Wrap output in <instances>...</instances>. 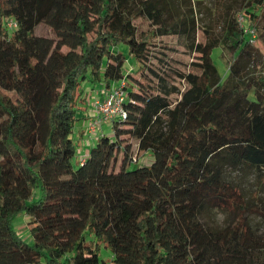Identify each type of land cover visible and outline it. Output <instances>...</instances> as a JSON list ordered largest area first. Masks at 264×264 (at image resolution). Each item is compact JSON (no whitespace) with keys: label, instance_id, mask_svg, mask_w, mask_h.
Returning a JSON list of instances; mask_svg holds the SVG:
<instances>
[{"label":"trees","instance_id":"obj_1","mask_svg":"<svg viewBox=\"0 0 264 264\" xmlns=\"http://www.w3.org/2000/svg\"><path fill=\"white\" fill-rule=\"evenodd\" d=\"M243 3L259 35L264 0ZM236 14L223 11L219 33L202 24L183 58L171 39L198 17L174 0H0V264H106L102 247L111 264H257L264 230L225 177H264V74H251L258 54ZM216 46L233 54L223 80ZM123 77L125 118L75 162L80 104L93 114V91ZM133 141L148 163L129 167ZM213 210L231 218L199 220Z\"/></svg>","mask_w":264,"mask_h":264},{"label":"rangeland","instance_id":"obj_2","mask_svg":"<svg viewBox=\"0 0 264 264\" xmlns=\"http://www.w3.org/2000/svg\"><path fill=\"white\" fill-rule=\"evenodd\" d=\"M174 3L179 7V10L185 14L190 12L196 13L198 17V26L191 28L188 31L185 39H178L176 36L172 37V42L177 46V55L183 58H189L192 55L191 50L188 49V45L194 43L198 38H201L202 33L200 27L202 24L210 23L213 25V29L215 33H219V20L221 19V15L226 8H229L232 11V15L234 16L237 12H241L245 14L247 17L250 16V9L244 6L243 0H174ZM263 22H258V38L252 45L257 52V62L256 64L251 65L252 72L255 76L257 74H264V67L262 66V62L264 61V28L262 27ZM36 34H45L50 35L51 30L48 24L45 22H39L35 29ZM123 48V47H122ZM211 58L213 63L217 68V72L221 79L223 80L226 76L228 65L230 59L233 58V54L230 53L223 46H216L211 51ZM132 60H128L125 63V68L132 71L134 73L135 62H131ZM88 118V116H87ZM85 118V119H87ZM88 121V120H87ZM84 123V125L87 123ZM109 123V122H108ZM87 125V124H86ZM125 126V125H124ZM86 131V127H84ZM107 125H103L102 129L98 128L97 132L104 130L105 132L109 131ZM126 136V135H124ZM72 137L75 141H77L76 136L72 133ZM88 138L91 140L93 137L88 135ZM94 141V140H93ZM77 149V155L74 158V161H78L80 155L84 154V152ZM84 151V150H83ZM129 162L131 165L129 167H135L140 164L148 163L151 160L150 151L146 150H138L136 146V142H132V147L130 150ZM121 157V155H120ZM225 177L227 179L235 180L239 183H242L250 196V206L249 210L246 213L247 218L250 222L252 229L256 233H261L264 230V177H257L253 172L245 171V170H229L225 171ZM231 216H225L224 213L220 211H210L203 213L199 216V220H201L204 224H224L225 221L229 220ZM27 216L19 214L14 220V226L18 234L21 235L24 239H29V235L27 232ZM111 252L106 248H101L100 257L106 261V264H111ZM255 261L257 264H264V247L257 250Z\"/></svg>","mask_w":264,"mask_h":264},{"label":"built area","instance_id":"obj_3","mask_svg":"<svg viewBox=\"0 0 264 264\" xmlns=\"http://www.w3.org/2000/svg\"><path fill=\"white\" fill-rule=\"evenodd\" d=\"M236 20L242 28L243 33L248 36V42L254 44L258 36L256 27L249 23L241 12H237ZM7 24L8 26H16L14 20H9ZM125 87L126 79L123 77L118 81L112 82L107 88L101 87L100 89L93 91L91 95L93 114L87 121V135L95 137L98 134L97 130L101 124L113 119L115 120L111 121V123H119L125 118L126 112L123 106L126 97ZM85 156L86 153L80 156V162H83Z\"/></svg>","mask_w":264,"mask_h":264},{"label":"crops","instance_id":"obj_4","mask_svg":"<svg viewBox=\"0 0 264 264\" xmlns=\"http://www.w3.org/2000/svg\"><path fill=\"white\" fill-rule=\"evenodd\" d=\"M89 88H90V86L85 85L84 92L88 91ZM80 107L82 109L81 112H82L83 116L85 115V118L87 115L92 114V111H91L90 107L87 106L86 102L83 103V101H82V105L80 104ZM85 118H82L76 122L74 132H73L77 138V144H78V147L80 148L79 150L84 152V154H85V152L88 151L89 147L93 143V139L91 140L90 138H88L86 131H84L85 130L84 127H86V124H87L86 123L84 125V123L87 121V119H85Z\"/></svg>","mask_w":264,"mask_h":264}]
</instances>
